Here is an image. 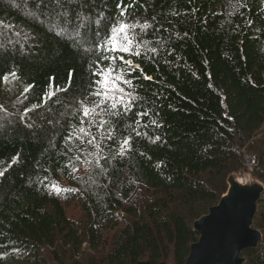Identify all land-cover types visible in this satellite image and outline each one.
I'll list each match as a JSON object with an SVG mask.
<instances>
[{"label": "trees", "instance_id": "16d2710c", "mask_svg": "<svg viewBox=\"0 0 264 264\" xmlns=\"http://www.w3.org/2000/svg\"><path fill=\"white\" fill-rule=\"evenodd\" d=\"M121 19L151 25L136 30L141 56L68 35L106 38ZM105 55L131 61L115 67L140 100L113 119L102 172L72 160L82 148L66 137ZM13 72L0 82V264H185L194 222L247 154L264 185V0H0V78ZM252 228L262 240L239 257L264 264V192Z\"/></svg>", "mask_w": 264, "mask_h": 264}, {"label": "snow or ice", "instance_id": "6c2138e0", "mask_svg": "<svg viewBox=\"0 0 264 264\" xmlns=\"http://www.w3.org/2000/svg\"><path fill=\"white\" fill-rule=\"evenodd\" d=\"M121 17L125 15L122 11L120 13ZM151 25L148 22L141 23L139 21L130 22L123 19L111 23L110 34L105 37H98L97 40H92L88 37L86 40L81 37L80 41H77L73 34L69 33L70 38L73 39L74 43L83 42L91 43L93 46L92 50L95 53L101 51L108 53H127L129 55H135L137 57L141 56V49L145 46V42L138 38L137 29L143 32L145 29L150 28ZM150 51L155 52L156 49L152 48ZM102 59L109 61V67L104 68L100 60L95 61V69L91 71L94 79L92 83V90L88 94L82 97L76 102L78 107H76L73 115L76 112L80 114L79 127L70 132L66 137V141L71 143L73 137L79 140L80 144L91 145L96 149L95 153L86 152L85 149H80L81 155L74 156L72 160H79L81 163L91 164L88 159H81V156H94L96 167L101 168L103 172L104 169L101 166L100 161L106 159L102 155V146L100 141L97 139L96 135L92 134V129L95 128L100 134L101 138L106 137L109 140L113 139L114 127L113 119L121 115H128L132 112L133 105L140 100V96L135 92L134 85L132 81L126 79L123 75V69L119 71L115 67V62L117 59L121 60L125 64H130V61H125L123 56L117 57L116 55H105ZM12 79L16 78V73H10L0 78V82L8 84ZM145 79H151V77H145ZM126 86V87H125ZM24 92L29 91V86L24 87ZM58 91H66V89H58ZM55 93H49L47 95L48 99H51ZM119 110V111H118ZM27 111V110H26ZM139 115L147 116V111L140 113ZM136 123H139L137 119ZM155 123V121H153ZM140 135L139 132L136 133ZM131 142V137H125L120 143V151L117 155H123L129 148ZM68 152H72V148H68ZM72 160H69L66 167H72L73 171H78L72 166ZM3 175V172H0ZM55 190L57 193L64 191L70 192V188H60L55 183L46 185Z\"/></svg>", "mask_w": 264, "mask_h": 264}, {"label": "water", "instance_id": "95a60500", "mask_svg": "<svg viewBox=\"0 0 264 264\" xmlns=\"http://www.w3.org/2000/svg\"><path fill=\"white\" fill-rule=\"evenodd\" d=\"M263 192L264 185L258 181L241 182L229 175L218 204L193 224L199 238L190 246L185 264H243L240 253L262 240L252 221Z\"/></svg>", "mask_w": 264, "mask_h": 264}, {"label": "rangeland", "instance_id": "374dc122", "mask_svg": "<svg viewBox=\"0 0 264 264\" xmlns=\"http://www.w3.org/2000/svg\"><path fill=\"white\" fill-rule=\"evenodd\" d=\"M248 156H253L252 154L251 155H249V154H247L246 155V157H248ZM245 157V158H246ZM246 162L247 163H249L250 164V161L249 160H246ZM244 164H245V160H244ZM244 164H243V167L244 168H246L245 166H244ZM257 171V168H255L254 170H245V169H243V171H240L239 173H237V174H230V175H236V177L238 178V179H241V180H245V181H257V179H256V177H254L253 176V173L254 172H256ZM259 182V181H258ZM63 187H65L64 185H63ZM227 190V189H226ZM70 209H71V213H73V214H79V211H78V209L76 208V206H72V205H70V208L68 209L69 211H70ZM168 263H171V262H168ZM65 264H67V263H65ZM166 264V263H165ZM172 264V263H171Z\"/></svg>", "mask_w": 264, "mask_h": 264}, {"label": "clouds", "instance_id": "9594fccd", "mask_svg": "<svg viewBox=\"0 0 264 264\" xmlns=\"http://www.w3.org/2000/svg\"><path fill=\"white\" fill-rule=\"evenodd\" d=\"M130 62H131V61H130ZM128 65H129V64H128ZM135 67H137V66H135ZM79 120H80V119H79ZM78 127H79V122H78ZM70 128H72V125H70V126L67 125V128L65 129V132H66V130H68V129H70ZM91 131H92V134H93V135H96V136H97V139L100 141L101 145L106 144V142H107V138H106V137L101 138L100 134L97 132V130H96L95 128H93ZM78 148H88V149H93V147H92L91 145H87V144H83V145H81L80 142H78ZM82 171L86 173L87 168H83Z\"/></svg>", "mask_w": 264, "mask_h": 264}, {"label": "built area", "instance_id": "2783aa9c", "mask_svg": "<svg viewBox=\"0 0 264 264\" xmlns=\"http://www.w3.org/2000/svg\"><path fill=\"white\" fill-rule=\"evenodd\" d=\"M245 157H246V156H245ZM244 160H245V164H244V166L246 167V168H244V169H245L246 171H247V170H253V169L256 168V160H255V158H254L253 156H248V157L244 158ZM246 160H249V161H250V164L247 163Z\"/></svg>", "mask_w": 264, "mask_h": 264}, {"label": "bare ground", "instance_id": "6f19581e", "mask_svg": "<svg viewBox=\"0 0 264 264\" xmlns=\"http://www.w3.org/2000/svg\"><path fill=\"white\" fill-rule=\"evenodd\" d=\"M238 180L241 181V182H248V181H245V180L243 181V180H241V179H238Z\"/></svg>", "mask_w": 264, "mask_h": 264}]
</instances>
